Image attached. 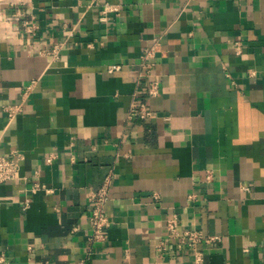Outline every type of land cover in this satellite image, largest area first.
I'll use <instances>...</instances> for the list:
<instances>
[{
	"label": "crops",
	"instance_id": "0c3cea01",
	"mask_svg": "<svg viewBox=\"0 0 264 264\" xmlns=\"http://www.w3.org/2000/svg\"><path fill=\"white\" fill-rule=\"evenodd\" d=\"M106 3L118 10L103 17ZM155 42L150 96L140 61ZM141 99L153 117H129ZM14 149L23 178L0 181V264H264V0L0 3V151ZM111 167L108 237L89 251L87 192ZM172 216L222 239L199 243L196 263L168 237Z\"/></svg>",
	"mask_w": 264,
	"mask_h": 264
},
{
	"label": "built area",
	"instance_id": "2783aa9c",
	"mask_svg": "<svg viewBox=\"0 0 264 264\" xmlns=\"http://www.w3.org/2000/svg\"><path fill=\"white\" fill-rule=\"evenodd\" d=\"M11 2L13 0H0L2 2ZM118 10L117 5L106 3L103 9V17L107 11ZM24 12L20 9L12 14V18L22 19L24 28L29 32H35L37 23L33 18L24 17ZM63 42L55 43L50 48H45L44 51L51 53L54 57H58L59 48ZM237 52H242V43L236 41ZM157 52L156 42L144 47L141 54L140 61V77H146L147 92L148 95L154 96L160 91L161 79L159 75L154 71L156 64L155 57ZM120 64L109 65V71H114L120 68ZM37 80L32 79L29 83L24 86V94L29 93L33 90ZM24 109V102H9L3 105V110L6 114L8 121L13 120L17 114L22 112ZM155 115V111L148 106L146 100L141 99L138 104H135L130 109L129 117L138 116L144 119L151 118ZM24 158V153L18 149H14L11 153H3L0 151V181H6L10 179L23 178L21 175V161ZM115 170L111 167L102 183L98 187H92L88 190L87 195L91 203V209L89 213L90 219V233L88 235V249L93 250L94 244L99 241H104L108 237V227L111 219L106 209L107 201L110 198V189L115 177ZM207 177H211V172H208ZM45 187L43 184L35 183L33 190ZM167 235L170 239H177L179 247H189L194 249L195 261L200 263L203 260V251L198 247L199 243H213L220 241L222 236L218 233H204L201 229L197 228H184L180 226V222L176 216L169 217L166 223ZM160 250H165V241L160 242L158 245ZM5 260V255L0 253V261Z\"/></svg>",
	"mask_w": 264,
	"mask_h": 264
}]
</instances>
